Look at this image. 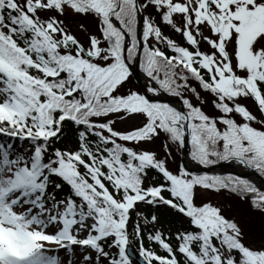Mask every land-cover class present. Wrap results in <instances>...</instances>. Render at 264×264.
<instances>
[{
    "label": "rangeland",
    "instance_id": "374dc122",
    "mask_svg": "<svg viewBox=\"0 0 264 264\" xmlns=\"http://www.w3.org/2000/svg\"><path fill=\"white\" fill-rule=\"evenodd\" d=\"M198 0H171V5H174L177 8V11L174 12L175 15L181 14L180 17L181 23L179 25H182L184 28H188V32L190 33L191 37H193V41L195 43V51L202 54V56L205 58L204 63H207V68L212 70H217L218 68L222 69L223 66L226 65V61L224 58L226 57L225 54L223 55L222 52L224 50H221L222 52V58L218 55V45L215 46V41L217 39V33L214 30V24L210 22H206L204 20L203 14H202V8L200 7L199 13L196 16H191L188 14L195 10V5ZM220 4H225L226 2L230 3L229 5H226V8L222 11L223 14L221 16L226 19L225 27L227 29L224 32V35L226 37L230 36L231 31L234 29H238L236 31H233V36H231L230 40L232 43H229L227 40L225 41V44L228 46V51L230 54H233V62L234 67L237 70L238 73H245L247 74H253L258 70L257 62L252 58L251 52L254 50L261 48L259 47L260 44L264 47V36H251L254 40H256L259 43H250L251 38H246L243 40L242 38L239 39L236 32L240 30L241 23L244 19V16L246 12H249L251 8L260 7L264 9V0H218ZM182 4L184 8H188V12L186 15H183L182 13H178V8L181 9ZM70 7H64L60 9L58 12L54 7L49 8L48 5H45L40 10H37L36 19H42L46 21L43 26V28L37 29L39 32L40 38H42L46 43H51L52 46H54V50L57 51L60 48H65L64 44H66L67 49L69 47H72V51H74V54H81L82 49L84 48V51L86 53L92 54V52H95L97 49L101 51L105 47L103 46L102 38L97 35L98 31L96 28V20L98 18L95 14H93L91 11H87L86 9L79 7V15L74 14ZM29 18H27L28 23H32L34 25L37 24V20L33 16V12L29 11ZM94 18V19H93ZM35 19V20H34ZM215 19V17H213ZM222 19H215L216 24L220 25ZM164 22V21H163ZM198 23V27L195 29L194 25L195 23ZM261 24L264 25V14L261 16V18L253 24L251 28L259 27ZM44 31L41 35V32ZM205 34V37L202 38L200 35L202 32ZM263 34H264V27H263ZM2 37L7 39L12 45L15 46V48L19 49L20 51L27 52V46L24 45L16 36H13L11 34L2 33ZM47 35V36H46ZM91 35V36H90ZM131 35L134 36V31L131 32ZM255 37V38H254ZM172 43H179L176 39L173 37L169 38ZM238 39V40H237ZM243 42H241V41ZM245 43L251 45L249 48H245ZM81 44V46H80ZM238 45H241V48L238 50V55L236 54ZM219 50V49H218ZM84 52V54H85ZM104 54L106 51H103ZM62 53V52H60ZM82 55V54H81ZM249 56V57H248ZM99 58L103 57V53H101ZM247 57L249 58L248 60ZM79 59V57H78ZM240 59V60H238ZM245 61H242V60ZM221 61L224 63L223 66L221 65ZM98 63L103 65L100 62V59L98 60ZM260 65L262 66V62H260ZM98 67V65L96 64ZM233 67V68H234ZM129 77H126V80L122 84L121 88L125 89L130 87V84H128ZM127 82V83H126ZM10 89H7L2 97L5 99V109L10 110L11 109V93ZM227 100V98L225 99ZM205 101L208 103V99L206 98ZM238 101L243 103V106L245 109L251 110V114L254 112L249 106V101L246 99H242L239 96H232L229 98L227 104H229L231 107L234 106ZM233 111L229 112V115H231ZM219 113V111H218ZM220 114V113H219ZM240 115L243 113L239 112ZM108 119H110V125L113 128H116V130L120 131H130L135 130L138 128H141L145 123H147V118L142 114H134L128 110H116L114 113L110 114L109 116H106ZM145 117V118H144ZM249 117L248 114H244V119H247ZM235 119V118H234ZM105 120V119H103ZM108 124V123H107ZM150 135V136H149ZM140 137V136H137ZM137 137H128L126 139L129 140H123L124 144L129 147L130 151H134L137 153L140 157L144 158H155L158 159L159 162H164V160L167 158L168 153L164 150V140L165 136L161 134H157L154 132H151L144 138H137ZM137 138V139H135ZM135 139V140H133ZM22 147L17 148L16 152H20ZM25 152L27 154L31 153L30 149H26ZM14 157H12L13 159ZM168 162L174 164V159L171 157L168 158ZM163 164V163H161ZM161 167H165L164 170H166L167 173L171 174V170H173L171 167L167 165H161ZM176 169V167L174 168ZM174 171V170H173ZM175 175V174H174ZM174 175H170L172 179H175L176 177ZM187 183V180H186ZM188 185V183H187ZM189 187V185H188ZM187 187V188H188ZM190 188V187H189ZM192 189V188H190ZM192 198L196 204H205L208 200L214 199V192L215 191H206L203 192L198 191L196 189H193ZM208 196V197H207ZM125 197H123L124 199ZM218 204L221 203V199L218 198ZM4 204L5 206H3ZM204 206V205H202ZM55 205L54 208L47 212L45 210H42L40 206H36L34 204H31L29 206H17V210L12 211L10 208L7 207V202L0 200V219H4L8 216L9 211L13 213H20L21 217H25V219H28L26 221H23V225L27 228V230L34 229L33 231H39L40 233L43 232V234L48 235L51 230H59L64 231L66 234V238H59L62 243H69V240L71 237H90L97 234V230L99 229V224L96 223L94 219H90L88 221H85V223H81L78 219H74L71 214L70 218L66 219L67 216L63 213H66L69 208V204H66L63 202V207ZM239 209L234 208L233 215L236 217V221L240 226L241 231L244 234H248L249 232L252 233V238L248 235H245L246 243L250 245V249L256 248L257 252L259 254H255L254 261L257 264H264V234L261 236L259 241H254V239H257L260 235L259 228H264V222L260 220L255 214L248 213L245 205L239 204ZM7 209V210H5ZM44 219V221H42ZM253 219V220H251ZM154 221V219H152ZM223 220H225V215L223 214ZM251 220V221H250ZM16 222L18 220H15ZM151 222L153 226H156L154 222ZM80 222V223H78ZM19 225V227H24ZM61 229V230H60ZM250 239V240H248ZM258 240V239H257ZM45 240H43V243H41V246H50L51 250H58L56 246L45 244ZM73 244H69L68 248H70V251L63 252L64 256L66 258H70L72 256L73 264H84L85 261L89 257L93 255V251H86L83 249H79V253H77L78 250V242ZM78 244V245H77ZM73 245V246H72ZM72 246V247H71ZM222 253H225V249L223 247L220 248ZM61 250H64L62 248ZM0 251H3L2 248H0ZM4 261L1 262V252H0V264H11L13 262L10 260L8 256L3 255ZM10 260V263H7V261ZM50 260H45L38 258L37 262L38 264H53V262H49Z\"/></svg>",
    "mask_w": 264,
    "mask_h": 264
},
{
    "label": "trees",
    "instance_id": "16d2710c",
    "mask_svg": "<svg viewBox=\"0 0 264 264\" xmlns=\"http://www.w3.org/2000/svg\"><path fill=\"white\" fill-rule=\"evenodd\" d=\"M16 1L19 6H22V0ZM4 2L7 4L5 0H0V30L2 27H4L7 32L18 34L22 39V42L25 43L29 49L33 48V58H36L40 65H30L28 63V54L26 52L17 51L13 48V45L7 44L8 42L1 40L0 54L4 55L6 58H11L13 61L12 63L16 64L18 70H27L28 72L35 75L41 73L45 68L53 69L57 66L63 67V73L61 76L55 79L49 78L47 83L41 85L39 82H35L34 79L31 80L32 84H22L21 76H17L13 68L0 64V77L7 79L15 86H19L23 94V115L30 117L31 123L24 122L22 119H19V121L15 122V124L19 125L21 129L28 131L29 128H32L31 131H33L38 126L40 120L42 121L40 116L43 115H47L50 119H55L57 112L63 111L68 114V118H64L61 122L63 130L60 131L57 136L49 139H37L35 137L27 138L31 144L40 146L42 151L41 154L43 167L44 169L46 168L49 170L52 169L58 162L59 157L65 148L67 149L68 146H72L71 143L77 146L79 143V133L83 132L85 128H88V126L83 125L82 127V125L79 124V106L88 101L89 95L86 93V91H83L84 93H82L78 90L67 97L62 96L65 90L70 89L75 82L79 84V81L81 82L82 78L77 74L74 76L73 67L71 66V63L68 62L66 55L61 56L54 52L53 49L46 47L45 43H43L39 37L35 35L32 27L23 21L20 14H18L17 11L11 10L9 7L5 6ZM148 2V0H145L146 5ZM148 45L149 48H154L151 43ZM160 48L167 50L166 46ZM146 50L148 60L145 62V69L147 71L154 72V75H156V72H163L165 76L169 75L174 79H179L174 87H170L168 84L165 85L167 89L178 92L179 94L192 91L196 95H199L203 91L214 90L209 84L206 85V83H208L207 77H205V79L201 78L187 69L181 68V65L177 64V61L175 60L169 62L168 60L161 57L154 56L152 58L150 49L147 48ZM148 62H151V64L149 65ZM261 86L264 93V83H261ZM229 89L240 90L243 92L246 90L243 85L235 80L231 82ZM56 91H59L62 97H59L55 93ZM181 97L187 104L193 126L196 128L198 134L203 135L205 140H207L213 155L217 159L221 160L232 155H240L249 161V157L254 156L258 160V164L264 167V134L247 135L240 131L238 127L237 129L232 130V133L229 132V135L227 133V135H225L223 138L224 141L218 147V140L221 137L213 135L215 129L212 125V121L199 119L202 117V115L198 113L195 108L196 106H199L200 103H192L186 96ZM46 99H49L48 103L50 106L40 112L38 109L39 105ZM79 102L81 103L79 104ZM219 107L224 106L220 105ZM86 109L87 108H84L82 111H85ZM0 121L6 125H12L13 120L8 121L5 116L0 115ZM205 121H207V123ZM65 132H67V136L65 135ZM69 132L71 134L70 138ZM227 142H229V144ZM147 170L149 172H155L152 166L147 167ZM211 178L213 179L216 187H224L223 189L228 188L227 192L229 194L238 195V197L246 200V202H243L240 198H238L240 201L236 200L234 203L247 205V207L252 211L253 208L251 207V204L248 203L250 200L255 208L259 209L258 211L264 212V193L258 191L249 181L237 179L234 176H213ZM205 180L206 179H203V181ZM207 182H209V179ZM47 184L50 186V191L53 194L67 193L71 195L69 191H73L74 193V189L72 187L70 188V185L57 175L52 176L48 180ZM241 191L246 195L241 194ZM74 195L75 196L73 197V200L75 201L76 206L78 208L81 207L83 212L92 213L93 207L83 203L77 194L74 193ZM226 206L228 207V205ZM145 208L148 212L147 215L150 213L159 214V224L161 226H167L168 228L175 231L178 229L187 230L188 232L194 234L195 246H200L202 244L203 240L199 238L197 239V230L188 227V224L182 217V215H184L183 213L179 212L175 208L163 204L155 205L152 208H149L148 206ZM140 210H144L143 205L138 207L137 211L139 212ZM260 212L257 213H259L261 219L263 220L264 213L262 214V212ZM129 229L132 230L131 226ZM142 230L144 231L145 228L142 227Z\"/></svg>",
    "mask_w": 264,
    "mask_h": 264
},
{
    "label": "water",
    "instance_id": "95a60500",
    "mask_svg": "<svg viewBox=\"0 0 264 264\" xmlns=\"http://www.w3.org/2000/svg\"><path fill=\"white\" fill-rule=\"evenodd\" d=\"M138 65H136V70H135V75L137 76V73H138ZM167 101H174V102H177L181 107H182V109H183V111L185 112V109H184V107H183V104H182V102L178 99V97H174V98H168V99H166ZM188 132H186V137H185V144H184V149H183V152H184V154H186V148H187V144H188ZM216 167H222V168H225V163H220V164H218V165H215V166H212V167H208V168H205V169H203L204 171H211L212 169H214V168H216ZM233 172H235V173H237V174H240V175H244V176H247V177H249L250 175H251V173H245V174H241V173H239V172H237V171H233ZM252 173H254V174H256L259 178H261V180H262V182L264 183V179L262 178V176L260 175V174H258V173H255V171L254 170H252Z\"/></svg>",
    "mask_w": 264,
    "mask_h": 264
},
{
    "label": "bare ground",
    "instance_id": "6f19581e",
    "mask_svg": "<svg viewBox=\"0 0 264 264\" xmlns=\"http://www.w3.org/2000/svg\"><path fill=\"white\" fill-rule=\"evenodd\" d=\"M189 159H186V161H188ZM57 234V232H55Z\"/></svg>",
    "mask_w": 264,
    "mask_h": 264
}]
</instances>
